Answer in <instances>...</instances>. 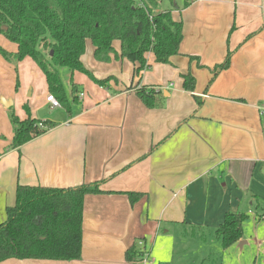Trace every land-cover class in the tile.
Wrapping results in <instances>:
<instances>
[{"label": "crops", "instance_id": "obj_1", "mask_svg": "<svg viewBox=\"0 0 264 264\" xmlns=\"http://www.w3.org/2000/svg\"><path fill=\"white\" fill-rule=\"evenodd\" d=\"M170 1L174 19L184 24L182 55L172 63H158L148 52L137 73V63L127 58L97 60L88 41L83 63L97 78L112 79L101 86L63 70L64 82L72 85V75L78 92L76 99L68 94L69 107L40 117L55 126L18 148L10 147L13 129L0 132V223L16 203L18 185L99 183L102 190L85 197L80 260L11 258L0 264H203V256L189 254L206 247L211 232L223 250L214 264H226L227 251L250 244L263 255L253 264H264V116L258 110L264 102V0ZM229 52L230 65L215 70ZM38 71L45 82L41 77L37 98L33 84L26 96L32 99H20L29 82L22 85L18 73L16 95L11 88L5 97L12 107L19 97L21 120L50 108L48 83ZM188 72L196 78L193 91L184 88ZM142 87L162 91L159 106L145 104L137 93ZM129 192L139 199L132 203ZM254 207V236L246 220L241 240L224 248L216 232L226 213L249 215ZM133 244L144 254L128 261Z\"/></svg>", "mask_w": 264, "mask_h": 264}, {"label": "trees", "instance_id": "obj_2", "mask_svg": "<svg viewBox=\"0 0 264 264\" xmlns=\"http://www.w3.org/2000/svg\"><path fill=\"white\" fill-rule=\"evenodd\" d=\"M163 0H0V34L16 44V52L0 48L9 62L31 58L44 73L49 93L69 107L70 97L63 80V70L86 74L104 86L112 77L97 78L83 63L87 42L94 56L108 62L115 57L137 63L140 73L147 64L146 54L155 61L169 64L182 55L184 39L182 20L173 17L171 9L160 8ZM5 27H7L5 29ZM120 43V49L115 43ZM53 52V54H52ZM232 52L215 70L230 65ZM192 60L194 56H189ZM184 88L193 91L196 78L192 72L182 75ZM71 93L78 84L71 75ZM137 93L149 107L159 106L162 91L142 87ZM29 109L28 105H24ZM14 136L10 147L18 148L46 132L55 123L33 118L21 120L12 115ZM40 122L44 127H39ZM99 183H83L77 187L18 185L16 203L7 209V220L0 223V262L11 258L73 261L82 258L85 197L101 193ZM131 202L140 194L128 193ZM249 215L228 211L217 229L224 248L237 243L244 235ZM144 252L133 244L126 251L128 261L137 260Z\"/></svg>", "mask_w": 264, "mask_h": 264}, {"label": "rangeland", "instance_id": "obj_3", "mask_svg": "<svg viewBox=\"0 0 264 264\" xmlns=\"http://www.w3.org/2000/svg\"><path fill=\"white\" fill-rule=\"evenodd\" d=\"M178 1L181 5V2H185L186 0H175ZM160 8L164 9H172L174 4L173 1L170 0H163L160 3ZM0 48L6 49L8 52H14L13 49L16 48V44H14L13 42H11L6 36H4L3 34H0ZM15 63V62H14ZM35 65H37L33 60L31 59H27L26 61H22V62H18L15 63V66L12 68V66L10 65V62L5 58L4 54L0 51V71H2V73H0V132H5L8 129V134L10 131V129H13L14 131V124L12 122V115L13 113H17L21 114L22 112V107H20V103H19V97H16V104L14 107H6L5 105H3L1 103V97H6V96H10L8 94L9 91L14 90L12 92V95H16V82L17 81V73L21 79V83L22 85L25 82H29V86L24 88V92L22 97L20 98L23 101L26 100H30L31 98H28L26 96L29 95L30 89H34L33 84H35L37 86L36 89V93L34 95L33 98H37V94L39 91V88L41 86L44 85V83L40 84L38 86V82L39 80H44L45 79L43 77V74H41V77H39L38 74V67H36ZM40 73V72H39ZM32 82V83H31ZM34 82V83H33ZM66 82V83H65ZM65 86L66 89L68 91V94L71 93V85L67 82V79L65 78ZM19 83V84H21ZM16 87V88H15ZM19 88V87H18ZM14 95V96H15ZM10 98V97H9ZM63 108V107H62ZM62 108H49L48 112L43 116V117H50L51 115H53L55 112H60V110ZM39 116V113H38ZM40 118V116H39ZM3 141L5 140V137L3 136L1 138ZM258 208L254 207V211L249 213V218L247 219L246 223H245V227H246V232L248 235L254 236L255 233V228H254V223H255V218H256V213L255 211ZM261 210V208H259ZM207 242H203V245H206V247L199 249L198 247H196V249H191L190 252H192V254H189V257H200L203 256L205 259L203 260V264H214L217 259L215 260V258L220 257L221 256V252L223 251L222 248H219L218 246H214V243L216 242L214 233L211 232L210 234L207 235ZM188 240H190V238H188ZM189 242H186V244H188ZM190 246L195 245V243H189ZM208 246V247H207ZM187 248V247H186ZM193 248V246H192ZM240 248L235 247L233 249H230L229 251L226 252V256H225V260H226V264H253L254 261L257 259V261H261L263 260V255L261 254L259 256V253L257 251V247L254 244H250V246L246 247V249L244 251H242ZM214 253V254H213ZM186 254V255H188ZM185 255V256H186ZM210 255V258L208 257Z\"/></svg>", "mask_w": 264, "mask_h": 264}, {"label": "built area", "instance_id": "obj_4", "mask_svg": "<svg viewBox=\"0 0 264 264\" xmlns=\"http://www.w3.org/2000/svg\"><path fill=\"white\" fill-rule=\"evenodd\" d=\"M84 96V93H80V97H83ZM46 100L47 102L50 104V107L51 108H60L62 107V104L61 102L54 96V94L52 93H48L47 97H46ZM258 110L260 112V114L262 116H264V102L261 103L259 106H258ZM39 127H44L43 123L40 122L39 124Z\"/></svg>", "mask_w": 264, "mask_h": 264}, {"label": "water", "instance_id": "obj_5", "mask_svg": "<svg viewBox=\"0 0 264 264\" xmlns=\"http://www.w3.org/2000/svg\"><path fill=\"white\" fill-rule=\"evenodd\" d=\"M7 27H5V29H6ZM52 54H53V52H52ZM167 95H169V93H166ZM1 103L3 104V105H5L6 107H11V106H13V100L12 99H6L5 97H1ZM48 108H45V109H43V110H41V111H39V116L40 117H42V116H44L47 112H48ZM243 245V242H240V246H242Z\"/></svg>", "mask_w": 264, "mask_h": 264}]
</instances>
